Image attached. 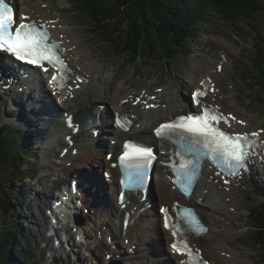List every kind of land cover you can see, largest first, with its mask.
<instances>
[{
	"label": "bare ground",
	"instance_id": "obj_1",
	"mask_svg": "<svg viewBox=\"0 0 264 264\" xmlns=\"http://www.w3.org/2000/svg\"><path fill=\"white\" fill-rule=\"evenodd\" d=\"M14 2L19 7L20 13L28 17V19L36 21L37 24L50 26L53 32V38L64 43V46L67 48L66 57L71 63L73 74L68 83V87L59 91V103H57V97L50 90L52 84L49 85L48 82H45V76L32 73L31 77L25 80L26 84L19 82V76H8L7 83L9 86L0 95V135L3 143L0 158L5 150V137L2 132V127L9 123L15 129L22 131L27 139L28 128L22 125L25 124L28 111L30 109L35 111L34 117L37 120L31 119L27 125L29 127L35 125L37 128V136H40L42 139H44V136H48L50 139L44 145L43 158L49 157L48 163H52L51 167L47 168L49 169V173L45 177L50 175L53 178L51 174L53 169H56L54 173L57 174L56 177L58 178L52 179L54 183L51 186V190L57 191L62 189L61 184L63 182L67 183L68 177L80 176V187L83 190L81 195L88 197V199L83 202H77L83 206L75 210L78 213L74 215L73 220L80 225L86 221V218L88 220L92 219L94 223L98 220L96 226L100 230V236L103 238L112 237L114 239L113 246L103 244V248H107L108 254L111 255V260L108 257L106 258L107 262L111 263L113 261L114 263L117 259L122 258L125 261L124 264H182L181 260L183 257L178 256L171 249L174 237L164 227L163 218H161L156 207L136 220L124 235L123 223L121 221L123 213L119 210L123 203L117 197V192L121 190V186L118 184L119 171H115L112 183H107L109 178L105 182L104 174H100V171L105 166L110 165V162L105 159L103 153V147H107V138L113 140L118 137L119 133L116 129L115 121L111 117L112 114L116 115L124 111L132 113L135 123L129 132H123V134L125 135L126 133L127 136L134 137L143 135L150 138L148 133L160 121L172 118L182 113V111L187 110L190 106L193 107L191 98L189 99L187 97L188 95L185 90H192L191 92H193L194 90L204 89L205 85H211L212 89L204 99V102H209L210 105L219 104L223 112L225 111L232 114V116H236V119L232 117L231 126L234 129L241 132L244 129L250 128L256 122L258 115L252 113L249 117L245 116L247 115L245 108L239 107V102L236 100L237 95L234 97L235 88L233 85L231 91L227 93V89L224 86L227 75L224 72L226 66L223 62L218 61L216 63L214 59H208L205 62L200 61L199 65L196 66L198 67L196 70L197 73L195 72L196 74L189 79L186 83L188 86H185V88L180 86V82H177V86L171 84L167 87L157 88L154 87L152 82L149 87L146 85L141 89H134V87L128 85L127 80L119 81V77H111V72L106 68L105 62L100 61V64H97L93 59H86L89 54L87 52L81 53L83 48L81 45H78L76 41L78 38L76 37L75 39L70 32V30L75 28L74 25L63 14H59L56 9H52L49 3L37 0H14ZM61 4H66V1L62 0ZM217 40L234 47L232 43L226 42L221 37ZM2 59H5L6 62L9 61L8 56L0 53V63ZM229 61L231 60L227 58L226 62L229 63ZM13 68L18 70V67H14L13 64H7L4 73ZM77 77L80 79L77 80ZM3 78L4 74L0 76V81ZM232 79L228 76L227 82L229 83ZM202 80L204 82L203 84H201ZM20 86L24 87L20 88ZM1 91L2 88L0 87V93ZM47 99H50V101H44ZM95 103L104 105L100 108V114L108 122L104 126V133L98 141L95 140L94 136L89 138L90 133H84L82 135L83 144L82 142L76 144L79 147V153L78 150L74 149L64 152L70 146L67 142L65 143L63 141V137L68 132V128L62 124L65 118L64 112L76 113L78 107L83 108ZM147 105L153 106L148 107ZM11 107L19 110V113H16L14 117L9 114ZM49 111H52L53 115L47 114ZM259 126L263 127L261 124L257 127ZM56 132H58V136L53 135ZM115 135L117 136L115 137ZM258 136L261 138V141L259 147H257V154L250 163L249 173H245L243 176L225 183L224 178L217 175L215 170H209L208 167L205 170L204 178L199 184L197 194L191 199L196 204L197 209L203 214L206 223L210 226L208 234L197 238L194 241V245L202 249L204 256L213 260L216 264H239L241 262L242 264H254L248 257L243 256L242 252L231 243L243 230V226L240 225V223H243V220L241 218L242 216L239 217V205L252 199L253 195L255 199L258 196L262 197L264 195V133H259ZM98 144H100V148L93 151ZM27 145L30 147L29 143ZM60 146H62V150L60 149L59 151L58 147ZM170 146L171 144H168V149H170ZM51 158L53 159L52 162ZM67 163H70V165L67 166ZM1 169L3 170L2 163ZM155 173L156 178L152 201L158 200L163 205H174L175 201L180 199L181 196L173 188L170 171L157 167ZM19 175L22 176V174H16L15 176ZM5 178L9 179L6 172ZM211 178H213V182H210L209 179ZM92 181L95 182L91 185L90 182ZM93 185L97 186L95 190L93 189ZM20 186L21 184L18 185V187ZM16 191L19 196L20 192L17 187ZM54 199H56V194H52L49 189L40 192V195H32L30 202L33 204L37 203L38 206H41L43 202L51 201L52 203ZM0 205L5 212V208L8 207L6 202L0 203ZM17 206L20 207L21 205L19 206L18 204ZM154 206H156V203H154ZM32 207L30 205L29 209L32 212L28 211L21 214V221L24 222L23 217L25 215L30 219L32 215V222L37 228L39 227L42 230L41 227L44 226L41 223H45V220L43 218H35V210ZM51 207L52 205L50 204L46 210L51 209ZM86 207L89 209L88 213L84 210ZM130 209L131 207H128L124 211L126 212ZM253 209L247 207L249 212L247 217L250 224L251 221L253 222L251 217H255L251 211ZM45 224L48 226L51 222H48V219H46ZM70 227L68 226L66 228L65 226L64 237L63 235L61 236L58 244L62 245L66 241L74 249L76 246L72 242L73 234L70 232ZM250 229L251 226L249 227ZM77 235L79 238L83 235L89 241L90 235L92 234L90 231L84 230L79 231ZM187 236L188 234L185 233L186 238ZM122 238L130 239V243L125 245L121 242ZM93 254L97 255L96 252H93ZM78 258L81 261L77 260V262L86 264V262H83L85 259L82 258V255H78Z\"/></svg>",
	"mask_w": 264,
	"mask_h": 264
},
{
	"label": "rangeland",
	"instance_id": "obj_2",
	"mask_svg": "<svg viewBox=\"0 0 264 264\" xmlns=\"http://www.w3.org/2000/svg\"><path fill=\"white\" fill-rule=\"evenodd\" d=\"M37 1H46L45 3H49L52 9H56L59 14H63L70 20V23L75 27L70 30V32L75 39L76 37L78 38L76 41L78 45H81L83 48L81 53L87 52L89 54L86 59H93L97 62V64H100V61L105 62L106 68L111 72V77L117 76L119 77V81L127 80L128 85L134 87V89H141L146 85L149 87L152 82L154 87L157 88L167 87L171 84L177 86V82H180V86L185 88V86H188L186 83L189 79L197 73L196 70L198 67L196 66L199 65L200 61L205 62L208 59H214L216 63L218 61L223 62L226 66L224 72L227 75L225 77L226 82L224 86L227 89V93L231 91V87L233 85L235 88L234 97L237 95L236 100L239 102V107H244L247 113V115H244L247 117H249L252 113L258 115L256 122L252 124L250 128H257L259 124L264 127V89L263 87H259L258 84L253 82L254 80L250 78V70L255 69V72H257L260 70V65L262 66L261 69H264V15L245 17L242 15H231L230 11L218 12V10L209 6L200 7L204 12L203 21L200 25L201 27L199 26L195 31V36L191 39L189 38L192 46L190 48L188 46V48L184 51L185 54H179L183 58H176L174 63L170 64L171 69H168L166 64H162L158 61L150 62L152 68L147 69L144 67L146 66L145 64H143V66L139 64L137 71L134 74L131 71V67L135 66V62L132 59L125 58L124 55L113 56V58L104 55L102 47L106 45L101 44L102 42L95 41L92 36L89 21L85 14L81 12V6L78 5V3H75L73 0H63L66 1V4H61L62 0ZM96 33L100 34V31H96ZM220 37L223 40H226V42L232 43L234 47L228 45L227 43H221L220 40H217ZM257 46H259L260 49ZM107 53L110 54L111 51L108 50ZM227 58L231 60L229 63L226 62ZM115 65L118 67L117 69L115 68ZM208 72H210V70H208ZM228 76H230L231 79L233 78L229 83L227 82ZM185 91L187 92V97L190 99V93L192 90ZM234 97L233 99H235ZM32 106L35 108L34 105ZM34 112L35 111H32L31 109L28 111L25 124L22 125L28 128V138L26 141L30 144L29 152L32 157L31 164L33 165L31 172L34 173L32 174L33 179L28 178L25 180L26 183H23L26 189L24 191H28V193L22 202H25V204L29 206L32 205L36 214L34 217L43 218L46 223L47 218L48 222H50V217L45 209L51 201L43 202L41 206H38L37 203L33 204L30 201L32 195H40V192L47 191L49 189L52 194L58 195L59 190H51V186L54 183L52 179H56L58 177H56L57 174L54 173L56 169H53L51 174L53 178H51L50 175L45 177V175L49 173V169L47 168L51 167L52 163L45 166L41 165L42 156H44L43 149L46 143L44 141L45 136L44 139L37 136V128L35 125H31L30 127L27 125L31 119L37 120L34 117ZM9 130V137L12 139L13 150H24L26 145L21 142V139H23L21 133L16 132L15 129ZM93 151L95 150L93 149ZM26 152L28 157V151ZM52 160L53 159L51 158V162ZM100 174L102 175L101 171ZM15 175L16 173L11 172L7 175L9 179H6L5 172L1 169L0 163V203L6 202V205L9 208L8 215H4V217H1L0 215V223L4 225H10L9 216L14 215L11 214V211L13 210V199L10 196L9 191L15 190V188L21 184L22 178L26 176L25 174H22V176ZM41 177L43 178L38 180ZM5 182L11 183L9 187L12 189L10 188L6 191ZM61 185L64 187L65 183L63 182ZM68 185H70V181L66 184V186ZM22 202L18 203L19 206H22ZM260 204H264V195L263 198L258 196L257 199H255L253 195L252 199L247 200V202L242 205H239V217L242 216L241 218L243 220V223H240V225L243 226V230L232 240L231 243L235 248L242 252L243 256L248 257L254 264H264V249H260L258 242L253 240L255 233L254 231L249 230L251 224L247 217L249 215L247 207L253 209L254 207H258ZM26 205L23 206L24 208H21V206L20 208L16 207V211L14 212L15 216L12 219L20 226L21 229H23V233L19 239L22 251L27 252L28 255H30L29 252H31L34 258L38 261V264H57L58 261L54 259L53 256L61 257V262H58L59 264H82L77 262V260L81 261V259L78 258V255H82V258L85 259L83 262H86V264H108L106 259L108 256V250L107 248H103V244L107 243V241L106 239L102 240V238L95 233L97 230L96 225L98 220L96 223H94L92 219H87L86 221V223L89 222L86 224L87 231H90L91 234L93 232V234L90 235V242L87 241L83 235H81L80 239H77L76 234L74 232L72 233V242L76 246L73 249L72 245H68L66 242H63L62 245L58 244V241H56V238L51 235L48 226H46L44 222L41 223L44 226L41 227L42 230H40L39 227L37 228L32 222V215L31 219L27 218L25 215V217H23L24 222L21 221V214L29 211V208ZM0 207L2 209L1 205ZM0 213L2 212L0 211ZM3 218H5L4 221H1ZM263 233L264 231L261 232V234ZM121 242L124 244L126 243V245L130 243L128 240L124 241L123 238ZM260 246L264 247V244ZM42 250H46V254L44 256L41 255ZM93 252H96L97 255L93 254ZM108 259L111 260L110 257H108ZM122 262L124 264L125 261L122 259ZM239 264H242V262Z\"/></svg>",
	"mask_w": 264,
	"mask_h": 264
},
{
	"label": "trees",
	"instance_id": "obj_3",
	"mask_svg": "<svg viewBox=\"0 0 264 264\" xmlns=\"http://www.w3.org/2000/svg\"><path fill=\"white\" fill-rule=\"evenodd\" d=\"M73 1L81 6V12L88 19L96 41L106 45L102 47L104 55L111 58L124 55L135 62L134 67L153 61L170 64L188 46L190 48L192 46L190 39L195 36V31L202 24L204 12L201 8L204 6L212 7L218 12L230 11L231 15L245 17L264 15V0ZM96 31H100V34ZM108 50L111 51L110 54L107 53ZM261 68L260 65V70L252 73L250 78L264 89V69ZM7 128L9 126H6L5 130ZM8 142L13 150V144L11 141ZM2 168L6 171L3 165ZM25 171L23 163L19 168V174ZM11 172L15 173L13 170ZM15 194L18 195V192ZM251 211L255 216L251 217L253 219L251 229L255 233L253 240L258 242L260 249H264L260 246V243L264 242V233L261 234L264 231V205L260 204ZM12 214L14 215L9 216L10 225L0 223V264H38L30 252L28 255L22 251L19 239L23 229L14 223L12 218L15 213ZM0 215L4 217V213Z\"/></svg>",
	"mask_w": 264,
	"mask_h": 264
},
{
	"label": "snow or ice",
	"instance_id": "obj_4",
	"mask_svg": "<svg viewBox=\"0 0 264 264\" xmlns=\"http://www.w3.org/2000/svg\"><path fill=\"white\" fill-rule=\"evenodd\" d=\"M0 53L10 54L15 59L35 65L45 72L48 71L45 64L52 65L57 72V74L52 75L49 81V84L52 85L59 84L64 78L63 74L68 70L67 64L61 58L59 45L50 42V36L45 26L37 24L35 21L29 22L26 16L17 20L14 9L8 0H0ZM79 79L77 77V80ZM59 86L62 87L63 85L59 84ZM204 94L202 91L194 93V102L199 104L196 98ZM147 106L152 107L153 105ZM221 119L226 121V118L218 114L215 109L205 107L196 114L181 115L176 121L163 123L155 131L158 136H163L166 133L181 130L201 138L203 146L210 150L213 162L222 168H227L229 174L235 176L239 169H246L248 150L252 144L248 134H229L221 130L218 126ZM67 123L69 127H73L71 116L67 117ZM117 123L127 130L120 118L117 119ZM251 135L257 136L258 133ZM123 149V155L119 158L121 163L134 169L135 175L142 182L145 171L155 159L152 149L137 143H125ZM176 156L180 159L178 167L173 165L174 171L177 173L175 182L185 185L182 187V191L188 194V186L192 183L195 164L194 161L185 159L180 151L176 152ZM131 183L134 182L130 181V186ZM121 201L123 202V196ZM161 211L164 213V227L169 229L171 235L176 238L171 244L172 251L192 257V250L183 238V225L180 222L172 221L167 208H163ZM180 220L189 224L197 234L207 231L199 219L188 209H184L183 213L180 214ZM203 264H207V261H204Z\"/></svg>",
	"mask_w": 264,
	"mask_h": 264
},
{
	"label": "water",
	"instance_id": "obj_5",
	"mask_svg": "<svg viewBox=\"0 0 264 264\" xmlns=\"http://www.w3.org/2000/svg\"><path fill=\"white\" fill-rule=\"evenodd\" d=\"M90 29V28H89ZM90 32V31H89ZM91 33V32H90ZM92 36H93V34H92ZM94 37V36H93ZM94 39H95V37H94ZM95 41H96V39H95ZM97 42V41H96ZM2 137H1V135H0V152H1V147H2ZM7 211H8V207H6L5 208V212L7 213ZM64 222H65V219H64ZM112 264H121V261H115L114 263H112Z\"/></svg>",
	"mask_w": 264,
	"mask_h": 264
}]
</instances>
